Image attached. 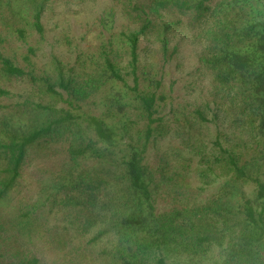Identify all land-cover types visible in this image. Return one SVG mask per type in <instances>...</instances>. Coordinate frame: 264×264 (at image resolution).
<instances>
[{"label":"trees","instance_id":"trees-1","mask_svg":"<svg viewBox=\"0 0 264 264\" xmlns=\"http://www.w3.org/2000/svg\"><path fill=\"white\" fill-rule=\"evenodd\" d=\"M120 1L129 28L37 75L33 48L21 59L1 51L5 26L27 11L43 35L51 0H0V99L13 101L0 106V205L29 162L59 144L67 157L45 187L62 215L45 245L60 258L0 248V264H264V0ZM177 29L193 41V75L210 81L212 100L171 108L167 120L164 75L151 59L175 55ZM209 112L231 137L205 139L196 124ZM168 138L155 170L146 153ZM190 172L201 183L192 195Z\"/></svg>","mask_w":264,"mask_h":264},{"label":"rangeland","instance_id":"rangeland-1","mask_svg":"<svg viewBox=\"0 0 264 264\" xmlns=\"http://www.w3.org/2000/svg\"><path fill=\"white\" fill-rule=\"evenodd\" d=\"M32 22L31 12L27 11L11 20L5 26L7 43L3 44L4 48H1V51L21 59L29 54V48H33L35 55H31V58L35 63L37 75L43 74L55 61V57L65 64H74L78 56L95 52L109 39L130 27L120 0H51L50 8L45 12L42 21L45 30L43 35L33 30ZM18 28L25 29V40L14 33ZM169 37L170 54L174 52L175 55L172 53L168 61L157 54L151 59L159 64L158 68L164 75L162 91L166 96L165 103L169 106H162L161 114L165 115L167 120L175 116L171 108L191 104L189 109L191 111L195 105L212 100L210 81L198 79L193 75L196 69L195 46L188 32L177 29ZM140 46L143 50L148 46V42L143 39ZM142 56L144 59V53ZM11 89L19 93L22 85L13 84ZM12 102V99H0V106L5 108ZM4 112L0 110V116ZM208 116L209 122L206 126L196 124V128L206 135L205 139L208 142L218 137L223 141L232 136V132L222 121L213 118L214 113L209 112ZM170 141L172 139L168 138L157 144H150L145 162L151 168L157 170L161 165V157L169 150ZM173 145L178 144L173 142ZM54 148L55 155L34 159L23 168L21 177L0 205V248L12 252L18 258L35 256L48 262L60 258V255L53 254L45 245L46 230L59 223L62 218L61 212L57 209L50 210V201H47L49 193L45 189L46 184L67 160L64 145H55ZM189 180H191L189 191L192 195L198 191L201 183L198 176L192 172ZM206 188L202 192V199L212 193L213 186ZM158 206L163 210L168 204L161 202ZM90 259L91 257H88L85 262L77 261L74 264H92ZM61 264L67 263L62 261Z\"/></svg>","mask_w":264,"mask_h":264}]
</instances>
